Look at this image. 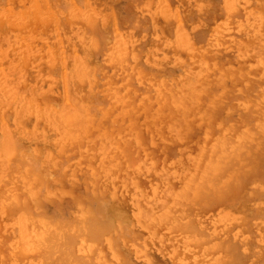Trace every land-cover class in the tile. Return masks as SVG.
Instances as JSON below:
<instances>
[{
    "label": "bare ground",
    "instance_id": "6f19581e",
    "mask_svg": "<svg viewBox=\"0 0 264 264\" xmlns=\"http://www.w3.org/2000/svg\"><path fill=\"white\" fill-rule=\"evenodd\" d=\"M130 1L132 2V0ZM81 2L83 0H79L80 4H82ZM255 2L260 1L255 0L254 4ZM59 3L61 5V2ZM144 3L151 9V15L141 17L137 25L130 26L143 30L152 24L154 29L149 33L150 36H148L149 34L144 35L142 43L138 47L134 45L133 35L123 37L121 45L119 44L115 48L118 53L110 56V63H113L114 66L115 64L120 65L125 77H130L134 72L140 69L144 70L141 63L145 61L147 74L152 79L149 89H146L147 93L142 95L144 99L141 98L142 101L136 110L133 102L137 101L136 97L139 93L135 92L138 90L135 83V91L133 89H128L125 92L112 91L110 102L117 106L119 104L123 106L122 109L120 105L119 118L122 119V124L117 128L118 130H114L109 125L110 111L109 114H106L100 110L98 114V109L96 112H90L92 109L89 111L81 102L77 105H70L68 96L64 99L66 102L62 106L61 116H59L63 117L64 124L63 121L61 123L57 121V115L55 118L53 117L57 107L54 102L47 101L49 105L44 106L39 114V118L47 120L54 130L53 137L37 128L29 129L28 126L27 129L24 121L29 112V103L33 104L34 96L47 89H42V86H39V73L33 77L35 78L34 84L27 82L28 71L20 67L19 60L22 57H28L35 62L38 58H42L43 52L32 39L22 38L14 42L13 59L9 60L6 57L8 54L0 52V59L5 60L4 67H0V88L3 89L6 96L5 104L0 107V215L14 219L20 224L13 241L15 244H12L10 251L15 264H35L31 262V258L37 256H39V264H246L245 257L252 249L258 255V262L264 264V223H261L260 231L253 228L254 217L248 209V204L244 210L226 208L221 209L217 216H206L209 211L226 200L225 193L229 196L238 193L237 189H242L251 173L264 165V70L259 69V65H264V33L262 32L264 12L257 13V8L254 4L251 5L253 2L250 3L249 0H226V4L222 5V8L221 4H217L221 8L218 12L230 21L232 18L241 16L243 10H246L247 15L246 19L241 22L243 23L241 29L244 28L243 32H245L243 37L237 39L229 36V39L226 40L232 39L224 46L223 43L227 36V33L224 34V30L220 32V28L217 29L218 39L209 42L207 33L205 35L201 31L203 29L199 30L201 34L196 31L195 35H192L186 26L187 24L192 29L201 13L212 14L210 10L212 7L208 6L205 9L199 5L198 0H181L180 6H172L167 0H144ZM242 6L244 8H241ZM25 12L18 22L20 27H23L28 21ZM78 15L81 16V12ZM210 17L209 20L212 19ZM133 18L130 13L125 20L131 21ZM115 19L117 21L119 18ZM86 29L89 30V27ZM65 31L68 42L73 48L75 47L74 49H78L84 37L79 32L70 30L69 26ZM96 33L97 31L94 34ZM170 33H175L183 45L191 44L190 54L193 57L198 56L200 59L198 62V57L196 58L195 73H188L185 76L176 74L175 70L180 71L178 70L179 66L171 59V56L168 57L169 62L165 60L159 63L155 59H151L160 47H165L166 44L172 47L174 41L171 42L168 39ZM110 34L111 32L108 33L110 37L114 36ZM104 37L108 39L107 35ZM192 39L208 41L207 44L195 46ZM100 40L101 38L99 39L101 44H95L98 47L96 50L102 48L103 51L104 46ZM109 40L111 42V39ZM109 40L104 42L109 44ZM158 42L159 44H157ZM160 42H163V45ZM81 46L85 48L86 45L83 43ZM106 47L105 45L104 48ZM107 49L109 48L107 47ZM233 50L237 54L230 52ZM88 51L85 58L81 60L75 58L69 62L65 61L68 69L64 71L63 77L67 92L70 91V87L74 92L76 90L83 91V86L79 85L83 78L88 79L91 86L94 84L95 72L98 68L100 70V65L103 64L98 63L97 59L100 60L98 57H96V61L93 60L95 49ZM95 56L97 55L95 54ZM224 59L231 62L229 66L224 64ZM49 61L52 64L58 61L55 52L50 51ZM242 61H251V68L248 72L241 67L240 62ZM187 63L185 62L186 65ZM112 74L111 76H114ZM211 74L216 75L214 76L216 85L211 84L213 83L211 80L213 78H209L212 76ZM229 78L232 79V87L226 85V83L230 84ZM192 79L196 81V85L192 84ZM53 80L50 78L51 87L48 88L49 90L54 89ZM209 80L211 83L208 82ZM199 82L204 85L197 87ZM218 84H222L221 96H217ZM141 85L138 86L143 87V84ZM153 90L168 102L163 105L165 106L163 109L161 106L159 107L161 109L157 111L158 116L148 118L149 114L152 115L153 109L151 110L150 105L146 104V100L152 96ZM133 92L135 95L132 94ZM76 93H74L75 97H79ZM227 98L231 100L237 98L238 102L233 103L229 108L228 104L231 103L225 104L224 102V99ZM42 99L44 100V98ZM244 107L248 110H246L248 112H245L246 114L241 113ZM232 108L242 109L241 112L239 110L237 112L235 109L240 114L238 118L231 115ZM143 116L145 124L152 132H159L160 125L168 126L169 135L167 132V135L163 132L166 138L159 141L165 155V164L162 168H159L156 161L149 156L140 160L137 169L134 168L136 166L134 158L140 156L138 155L140 153L138 150V154L132 157L128 143L134 138L139 140L142 137L141 134L138 135L137 129L141 127L140 118ZM94 118L99 121H96V126L105 124V128L100 129L101 135L98 137L93 136L88 123V121L91 123ZM195 120L200 123L197 124ZM253 122L254 124H252ZM118 123L120 124V122ZM57 124L63 125L58 126ZM96 129L99 130V127H95ZM198 129L202 131L203 136L199 137ZM195 135H198L199 147L196 154H191L183 143ZM19 137L25 141H27L26 139H41L49 143L53 142L52 145L55 146V149L60 147L59 142L63 143L66 140L68 143L69 140H72L76 144L75 147L82 146L84 137L88 138L91 149L85 156L82 155L92 167L88 175L89 180L94 184L102 181L105 189L117 186L119 183L123 188L124 196L116 199L111 206L105 203L104 205L107 207H100L102 209H95L94 205V208L85 205L78 197L76 202L81 204V211L74 218L71 217L72 220L67 219L63 222L60 219L53 222L51 220H55V218L48 220L49 217L44 219L33 215L32 211L27 209H31V207H28L29 204L27 200L23 199V195L13 191L21 185V189L28 199L37 197L42 184L44 183L42 186L44 187L45 182L50 181L51 171L48 167H43L40 171L38 164L34 165L36 162L32 159V152L25 150L28 147L21 148ZM199 138L202 139L199 140ZM147 139L149 142L150 138L147 137ZM99 141L101 147L95 149L94 146ZM143 143L141 142L140 145ZM37 145L31 146L37 151ZM50 154H52L51 151L47 155L45 154L47 160L50 158ZM102 171H105L107 175L102 176L100 174ZM55 178L59 179L58 176ZM156 179H159L163 185L158 186ZM250 180L252 179L250 178ZM11 189L13 191H10ZM253 190L256 192L255 188ZM245 196L248 197V195ZM232 199L237 202L240 197L235 196ZM234 203H232L233 206L238 205H234ZM76 209L78 210V208ZM263 209L259 207L258 211L262 212ZM24 210H28V212H24ZM205 217L208 218V221ZM209 221L213 222V226L206 224ZM135 224L144 227L148 232L149 240L143 250H139L136 246L132 247L131 244L130 248L129 245L130 240L134 239L135 241L138 238V235L132 230V236V233H128L129 228L134 229ZM235 229L237 230L235 231ZM249 233H255V239L245 240L244 234ZM102 239H106L109 243V250L113 254L110 257L102 246ZM167 251L170 255L172 251L175 256L174 260H170L166 256ZM5 263L6 256L1 257L0 264Z\"/></svg>",
    "mask_w": 264,
    "mask_h": 264
},
{
    "label": "rangeland",
    "instance_id": "374dc122",
    "mask_svg": "<svg viewBox=\"0 0 264 264\" xmlns=\"http://www.w3.org/2000/svg\"><path fill=\"white\" fill-rule=\"evenodd\" d=\"M80 1H82V0H80ZM167 1H169L172 6L173 5L174 6L175 5L180 6L181 0H167ZM249 1H250V3L253 2L251 4V5H253L255 0H249ZM256 1H260V2H255V4H254L255 8H257V13L258 12L260 13V11L264 12V2H263L264 0H256ZM59 2H61V5H59L60 4ZM62 2L63 1H61V0H41V1L40 0H0V52H3L4 54H8V56H6V57L9 60L13 59L14 58L13 55L15 53L14 42L17 39H21V38L26 39V40L32 39L33 42L35 43V45L37 47H39L43 52L42 58H38L35 62L28 57H22L19 60L20 67L23 68L24 70L28 71L29 77L26 78L27 82L29 84H34L35 78H33V77H35L36 73H39L40 74L39 86H42V89H47L43 93H38L34 96L33 104L29 103V107H28L29 112H28L27 116L25 117L24 125L26 124L25 126L27 127V129H28V126H29V129L37 128L42 132L45 131L46 133L51 135V137H53L54 136V133H53L54 130H52V128L48 124L47 120L44 121V119L39 118L40 117L39 114H41V111H42L44 106H47V105H49V103L54 102L57 104V107H56V112L53 113V117L55 118V116L57 115V117H58L57 121L59 123H61L63 121V124H64V120H62L63 117H59V116H61L60 112L62 110V106L66 102V100H64V99L66 96H68L69 100L71 102L70 105H77V103L80 104V102H81V104L86 109H88L89 111H90V109H92L90 112H96V110L98 109V112H97L98 114L100 113L99 112L100 110L104 111L106 114H109L108 112L110 111L111 117L109 116V118H111V119H110V121L108 120L109 125H110V127H113L114 130H118L117 128H119V126L122 124L121 123L122 119L119 118V113L121 111L120 105H121L122 109H123V106H122V104H119L117 106V105H114L113 102L111 103L110 102V94L112 93L113 90H121V92H125L128 89H130V90L133 89L134 91L136 89H138L135 91V92L139 93V95L136 97L137 101L133 102V106H135L134 108L136 110V108L138 109L139 104L142 101L141 98L144 99V97L142 95L147 93L146 91H148V90H146V89H149L150 82H151L152 78L149 77V75L147 74V71H146L147 67L145 66V61H143V63H141L144 70L140 69L139 71H136L133 74H131L130 77L129 76L125 77L126 75L123 74V71H122L120 65L115 64V66L117 65V67H118L117 68L114 66L113 63H110V56H112V54L116 55L118 53L117 50H115V48L119 46V44L121 43V39L123 37H125L127 35H129V36L133 35L132 37L134 38V45L138 47L142 43L144 35L152 32V29H154L152 24L149 25V28L146 25L147 28L143 29V30L142 29L139 30V28H135L133 26H130V25H137L139 19L141 20V17H145L146 15H148V17H149L151 15L150 14L151 9H149L148 6L144 3V0H141V1L140 0H135V1L132 0V2L130 0H83V2H81L82 4L79 3V0H65L64 2H66V3L63 2L64 4ZM198 3L201 7L205 8V9L208 6L212 7L210 9L212 11V14L207 15L206 13L205 14L201 13L199 15V19L194 23V27L192 29L190 26H188L186 24L187 28L191 31L192 35H195L196 31H198L201 34V31H202L205 33V35L207 33V37H208L209 42H210V40L215 41L218 39V33L219 32L217 29L220 28V32H222V30H224V34L227 33V36L224 40L225 43H223V45L224 44L226 45V43H228L232 39V38H230V40L227 41L226 39L227 38L229 39V36L235 37L237 39H240L243 37L245 32H243L244 28L241 29V27L243 25V23H241V22L244 21L247 17L246 10L242 11L243 14L241 13V16L232 18L230 21L228 18H224L223 17L224 15H222L220 12H218L222 8V5L224 6L226 4V0H209V1L208 0H206V1L198 0ZM212 4H215V5L212 6ZM217 4H221L220 5L221 8ZM216 5H217V7H216ZM66 8L68 11L66 10ZM241 8H244V7L242 6ZM25 10H27V11L25 12ZM24 12L27 13L28 21L24 24L23 27H20L18 25V22L21 19V17H22L21 15ZM80 12H81V16L78 15ZM119 13H122V14H119ZM130 13H132V16L134 18L131 21H126L125 18ZM209 16H211L210 18H212V19L209 20ZM117 17L119 19L116 21L115 18H117ZM243 17H244V19H243ZM98 19H99V21H98ZM134 19H135V21H134ZM118 21H119V23H118ZM123 24H124V26H123ZM234 24L236 25V27ZM96 25H97V28H96ZM68 26H69L70 30L77 31L81 34V36L84 37L83 42H81V45H83V43H84V45H86V46H84L85 48H82V46L80 45V47L78 49H74L75 47L73 48L71 46V43L68 42V38L66 37L67 33L65 31V29H67ZM88 27L90 30L89 33H88L89 30L86 29ZM93 29H94V33L97 31V33H96L97 35L93 33ZM201 29H203V30H201ZM199 30H201V31H199ZM110 32H111L110 35H114L113 37L112 36L110 37L108 35V33H110ZM262 32L264 33V27L262 28ZM174 34L175 33L168 34V39L171 42L174 41L172 44V47L168 44H166L165 47H163V46L160 47L158 52L153 54V57L151 59L152 60L155 59V61H158L159 63H162L165 60L169 62L168 57L171 56V59H173L175 61V63H178V66H179L178 70H180V71L175 70L176 74L185 76L188 73H195V71H196L195 66H197L196 58L198 56L193 57L192 54H190V52H189L191 44L187 43V44L183 45V43H181V41L179 40L178 36L176 34L175 35ZM98 35L101 37H99ZM105 35L108 36V39H106V37H104ZM148 36H150V34ZM100 38H101L100 41H102V45L104 47L106 45L109 49H107V47L104 48L102 46L103 51H102V48H99V50H96L98 47H96L95 44H101V42L99 43ZM102 38L105 39L106 41L111 39V42L109 40L110 43L108 42L109 44H106L107 42H104L105 40H103ZM112 38H113V40H112ZM192 40L194 41L192 43H195V46L207 44V41H208V40L202 41V39L201 40L192 39ZM197 40L199 43L196 42ZM224 41L222 40V42H224ZM103 43H105V44H103ZM111 43H112V45H111ZM160 43H162V45H163V42H160ZM157 44H159V42ZM108 45H110V46H108ZM93 48L96 51V52L93 51L94 52L93 60L96 61V59H97L96 57H98V58H100V60L97 59L98 63L103 64L102 65L103 67L100 65V70L98 68L97 71L95 72L96 78L94 79V84H92V86H91V84L89 83V80L83 78L80 80L81 82L79 83L80 86L81 85L83 86V89H82L83 91H77L76 90V92H77L76 93L70 87V91L67 92L66 88L64 86L65 80L63 77L64 71L68 69V66L66 65L65 61L69 62L75 58L81 60L82 58H85V54H87V52H89L88 50H90V51L94 50ZM183 49H185L186 51ZM235 50L230 51V52L231 53L234 52L235 54H237ZM50 51L55 52V55L58 57V61L56 63L52 64L49 61ZM238 52H240V51L238 50ZM98 53H99V56H98ZM95 54L97 56H95ZM101 54H103V55H101ZM101 57H102V59H101ZM103 57H105V58H103ZM190 61H192L193 63ZM197 61L200 62L199 57L197 58ZM204 61L207 62V60H204ZM4 62H5L4 59H0V67L1 66L4 67V65H5ZM185 62L186 63L188 62L187 65L185 64ZM230 63L231 62L224 59V64L226 66H229ZM143 64H144V66H143ZM150 64H153V63H150ZM234 64H235V62H234ZM240 65L243 69L246 70V72H248L249 69L251 68V61H249V62L242 61V62H240ZM104 66H105V68H104ZM109 66H111V67H109ZM57 67H59V68H57ZM108 67L111 69H109ZM51 68H53V69H51ZM154 68L156 69V67H154ZM259 69L264 70V65L263 64L259 65ZM33 71H34V73H32ZM111 74L114 76H111ZM122 74H123V76H122ZM51 75H53V76H51ZM119 75L122 77H120ZM211 75L212 76H210L209 78L210 79H211V77L213 78V79H211L213 83H211V80H209L208 82L213 84V85H216L217 82L215 81V77H214L216 75L215 74H211ZM103 77H104V79H101ZM50 78L54 79L53 83H54V89L55 90L54 89L53 90L48 89L51 87ZM97 78H99V79L97 80ZM231 80H232L231 78L228 79V82H230V84L226 83V85L228 87L233 86ZM99 81H101V82H99ZM214 81H215V83H214ZM130 83H132L133 85L131 86ZM134 83L136 84V89H135ZM141 84H143V87L138 86ZM192 84L196 85L197 83L195 80H193ZM200 84H201V82L198 83L197 87H201L202 85H204L203 83L201 85ZM219 88H221V89H219ZM91 89H92V91H91ZM144 89H145V91H144ZM217 89H218L217 91H219L217 96H221L220 92L222 91V84H220V85L218 84ZM88 90H89V92H88ZM143 91H144V93H143ZM74 93H76L79 97H75ZM132 94H134V92ZM151 94H152V96H150L146 100L147 101L146 104H148V106L150 105L151 110L153 109L152 110L153 116L149 114L148 118H154L155 116H158L157 111H160L161 108L163 109L165 107L163 105L166 104V102H168V101L164 100L160 95L158 96L154 90L151 92ZM125 96H127V95L125 94ZM159 97H161V98H159ZM42 98H44V100ZM50 99H52V100H50ZM54 99L56 102L54 101ZM160 99H162V100H160ZM236 99L237 98H235L234 100L233 99L231 100V99L227 98V99H224V102H225V104L231 103V104H228V107L230 108L231 105H233V103L235 104L238 102ZM5 100H6L5 93L3 92V89L0 88V105H1L0 107H2L3 104H5ZM106 101H108L107 104H106ZM160 101H162V102H160ZM105 104H106V106H105ZM160 106H161V108H159ZM235 109L232 108L230 113L233 117L238 118L240 116V114L237 113L239 109H236L237 112L235 111ZM241 110L242 109H240L239 112H241ZM246 110L247 109L244 107L241 113L242 114L248 113V112H246ZM225 113H226V111H225ZM221 114H223V113H221ZM94 119L91 120L92 121L91 123L89 121H88V123H89V127L91 128V133L93 134V136L98 137L99 135H101L100 129L105 128V124L103 123L101 125L96 126L97 125L96 121L97 122H99V121H98V119L97 120L95 119V121H94L96 123L95 124L93 122ZM112 122L114 125L112 124ZM118 122H120V124ZM195 122L197 124L200 123V121H197V120H195ZM63 124H57V125L60 126ZM252 124H254V122ZM140 125H141V127H139V129H137V131H138V135L141 134L142 137H140L139 140L134 138L128 143L129 151L131 152L132 157H134L135 155L138 154V150L140 153V154H138L140 156L135 157L138 160L134 158L135 165H136L134 168L137 169L138 168L137 165L140 162V160H143L146 156L153 158L156 161L158 167L162 168L163 164H165V162H164L165 155H164V149L162 147H160L161 143H159V141H163L166 138L167 133L169 135L168 126L165 124L160 125L159 126V132L158 131L152 132L151 129H148L147 125L145 124V117L144 116L140 118ZM95 127L96 128L99 127V130L98 129L95 130ZM97 130H98V132H97ZM52 134H53V136H52ZM198 134L200 137L203 133L201 130H199ZM236 136H238V135H236ZM147 137L150 138L149 142L147 141L148 140ZM197 137H198V135H195L192 139H189L188 141L183 143L188 148V150L191 152V154H196L198 151L199 143H198ZM236 138H238V137H236ZM201 139L199 138V140H201ZM26 140L27 141H25V139H20V137H19V143L22 144V145L19 144L21 146V148H27L28 147L25 150H29L32 152V155H33L32 159H34L33 161L36 162V163H34V165L37 166V164H38V166H39L38 168L40 169V171L43 169V167H48L49 170L51 171V173H50L51 177L50 178L51 179L53 178L52 180L50 179V181L48 182L49 184L47 182H45L44 187H42L44 183L42 184V186H41L42 188L40 187V189H42V190L39 189V192L37 193L38 196L36 195L37 197H34V198L28 199L26 197V194L23 193V191L21 189V185H20V187H18L19 190L15 189L13 191L14 188L10 190L13 192L17 191L19 194H21V196L23 195V199L25 201L27 200V203L29 204L28 207H31V209L30 208H27V209L31 210L32 211L31 213L33 215H36L37 217H41L44 219L45 218L48 219L47 217H49L48 220H50L51 218L52 219L55 218V220H51L53 222H55L59 219L61 222H63L64 220H67V219L72 220L71 217L74 218L75 215H77L81 211V204L76 202L79 198L81 199V203H84L85 205H89L92 208L95 207V209L96 208L102 209L104 207H107L106 206L107 204H108V206H111L116 201V199H120L124 196V191L122 190L123 188L119 185V183L117 184V186H112L108 189H105L103 187L104 183L102 181L94 184L93 182H91L89 180L88 175L91 172L92 167H91V164L88 163V160L86 158H83V155L85 156L86 153L91 149V147H90L91 143H89L90 140H88V138L84 137V142H83L82 146L77 145V147L74 146L76 144H74V142H72V140H69V143H68V140H66V142H63V143L59 142L60 147L59 148L56 147V149H55V146L52 145L53 142L49 143L46 140L44 141L41 139H37V140L26 139ZM30 141H32V142H30ZM141 142H144L145 144L143 143L142 145H140ZM65 143H66V148H65ZM33 144H38L37 145L38 146L37 151L33 146H31ZM43 147H44V149H43ZM100 147H101V144L99 141L98 143L95 144L94 148L99 149ZM131 148L132 149L134 148V150H131ZM38 151H39V153H38ZM50 151L52 152V154H50V158H48V160H47L46 155ZM55 152L60 153V154H56ZM142 156H143V158H142ZM140 157H141V159H140ZM54 158H55V160H54ZM49 163H50V166H49ZM263 167H264V165H262L259 169L255 170V172L253 171L251 173L249 179L247 180V183L242 187V189L241 188H240V190L237 189L236 192H238V193L231 194L230 195L231 197L229 196V194L227 195V193H225L226 200L223 203L217 205L212 211H209L206 216H208V215L217 216L221 212L220 211L221 209H226V208L227 209L239 208V210H244V209H246V206L248 204V206H249L248 209L250 210V212L252 213V215L254 217V220H252L253 228L255 227V228H257L256 231H260L262 229V228H260L261 223H264V217H263L264 216L263 215L264 214V209H263L264 208V192H263L264 191V168ZM100 174L102 176L107 175L105 171H102ZM255 174L257 176L256 178H255ZM54 176L55 177L58 176L59 179L55 178ZM250 178L253 181L250 180ZM51 182H52V185H51ZM156 182H157L158 186H160L162 184V182H160L159 179H156ZM99 183H100V186H99ZM49 186H51V187H49ZM253 187L255 188L256 192H258V191L259 192L256 193L253 190L254 189ZM100 188L101 189L103 188L104 190H101ZM52 189H54V190H52ZM261 190H263V191H261ZM89 191H91V192H89ZM101 194L103 195V197ZM245 195H248V197ZM235 196L240 197V200L236 202L235 199H232ZM258 196L259 197L261 196L260 199ZM82 199L84 202L82 201ZM85 199H86V201H85ZM231 201H233V202H231ZM227 202H231L230 203L231 205ZM105 203H106V205H104ZM232 203H234V205L235 204H238V205L233 206ZM93 205H94V207H93ZM100 207H102V208H100ZM259 207H261L263 209L262 212L258 211ZM76 208H78V210ZM24 212H28V210H26V211L24 210ZM21 213H23V211H21ZM205 219L208 221L207 217H205ZM206 224L209 226H213V222H211V221H209ZM130 225H132V224H130ZM19 226H20V224L18 222H16L14 219H9L6 216L0 215V258L6 256V263L5 264H15L14 257L10 251H11L12 244H15V243H13V241L16 238ZM131 230L135 234L138 235V238H136L135 241H134V239L130 240L129 245L131 244L132 247L136 246L139 248V250L145 249L147 246V242L149 240L147 230L144 227L139 226L137 224H135L134 229L129 228L128 233L129 234L132 233L131 234V236H132L133 232H131ZM236 230L237 229H235V231ZM255 237H256L255 233L244 234L245 240H248L249 238L255 239ZM137 241H139L138 242L139 245L137 244ZM131 245H130V248H131ZM102 246L107 251L108 257L113 255L112 251L109 250V243L106 239H102ZM166 256L170 260H174V258H175L174 254H172V251H171V255H170L169 251H167ZM257 257H258L257 253L255 252L254 249H252L248 253V255L245 257L244 261L246 262V264H260L261 262H258ZM31 262H33L35 264H39V256L31 258Z\"/></svg>",
    "mask_w": 264,
    "mask_h": 264
}]
</instances>
